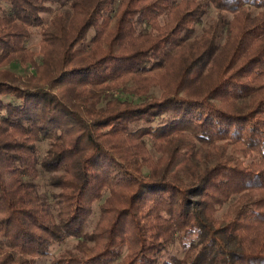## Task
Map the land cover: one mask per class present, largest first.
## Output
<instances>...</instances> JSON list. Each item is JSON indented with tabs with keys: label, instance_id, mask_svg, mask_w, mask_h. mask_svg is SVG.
I'll return each mask as SVG.
<instances>
[{
	"label": "trees",
	"instance_id": "16d2710c",
	"mask_svg": "<svg viewBox=\"0 0 264 264\" xmlns=\"http://www.w3.org/2000/svg\"><path fill=\"white\" fill-rule=\"evenodd\" d=\"M48 258L264 264V0H0V264Z\"/></svg>",
	"mask_w": 264,
	"mask_h": 264
},
{
	"label": "rangeland",
	"instance_id": "374dc122",
	"mask_svg": "<svg viewBox=\"0 0 264 264\" xmlns=\"http://www.w3.org/2000/svg\"><path fill=\"white\" fill-rule=\"evenodd\" d=\"M57 11V8L55 6L52 7V12L51 13H48V14H44L42 15L43 18L45 20H48L55 12ZM214 17V13L213 11L211 10L209 12V14L203 19V22L202 24H200L197 28V34L200 33L201 31V28L202 27H206L210 22H211V19ZM93 35V30H90L89 33H88V37H87V40ZM40 40V32H39V29H34L33 30V34L31 36V38L29 39V41L27 42V46L33 50V51H37L38 50V42ZM12 71H14L15 73L17 74H21V75H26V74H31L33 73V70L31 67H28L27 69H23L21 68L19 65H12L11 68H10ZM152 96H158L159 95V91L157 89L155 90H152L151 93H150ZM121 97V96H120ZM122 99L123 98H126L127 100H131L130 98H127V97H121ZM39 146V149H40V153L41 155H43V153L45 152L46 148H47V143L43 142L41 144L38 145ZM46 182H47V178H45L44 176H41L38 180V183L40 185V191L41 192H44V191H48V188L46 186ZM95 209V208H94ZM97 217V211L95 209V214L92 218V221H91V224H93V222L95 221ZM76 243V240L75 239H67L63 244H59V245H55L52 247V251H51V256L52 257H55L57 255H59L63 250L65 249H72L74 247ZM180 253V248L178 245H175L171 251H170V254L172 255H178ZM51 258V257H50ZM50 258L48 259H38L36 261V264H50Z\"/></svg>",
	"mask_w": 264,
	"mask_h": 264
}]
</instances>
